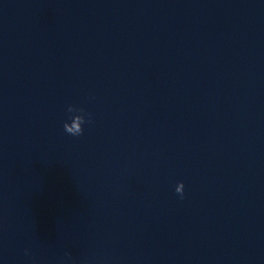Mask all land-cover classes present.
Listing matches in <instances>:
<instances>
[{"label":"clouds","instance_id":"clouds-1","mask_svg":"<svg viewBox=\"0 0 264 264\" xmlns=\"http://www.w3.org/2000/svg\"><path fill=\"white\" fill-rule=\"evenodd\" d=\"M68 112L72 113V112H80L82 114L79 115H74L71 117V122H65L63 127L66 133L72 135V136H80L83 134V127L82 125L85 123H91V114L90 113H84L83 109H77L73 106H69L68 107ZM86 116L88 117V119L86 120ZM175 191L181 196V198H183V191H184V184L183 182H180L177 184ZM26 254H27V250ZM68 261H71L72 258L70 255L67 256Z\"/></svg>","mask_w":264,"mask_h":264}]
</instances>
